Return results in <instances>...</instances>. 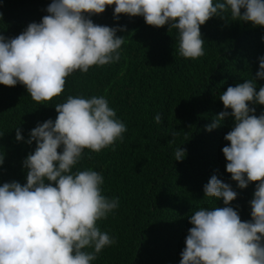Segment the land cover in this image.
Wrapping results in <instances>:
<instances>
[{"label":"clouds","instance_id":"clouds-1","mask_svg":"<svg viewBox=\"0 0 264 264\" xmlns=\"http://www.w3.org/2000/svg\"><path fill=\"white\" fill-rule=\"evenodd\" d=\"M112 5L117 20L121 14L142 16L149 26L176 30V50L190 60L205 55L200 29L214 16L264 26V0H52L40 23H30L14 38L0 34V84H22L32 100L46 104L61 96L74 72L86 74L93 66L119 62L125 41L117 31L126 29L90 18ZM256 77L264 79V57L259 58ZM219 99L225 110L206 130L234 117V127L224 137L230 143L222 152L226 171L240 189L256 182L251 220L242 221L228 206L237 192L212 175L204 186L205 197L222 199L225 206L201 207L190 216L193 226L180 264H264V113L257 116L249 106L264 105V86L257 91L255 81L248 79L227 87ZM55 110V121L48 119L30 132L27 143L35 141L36 147L23 161L26 184L0 186V264H92L117 243L97 222L119 208V198L102 194V173L73 168L85 149L115 151L127 127L104 95H69ZM154 120L161 123L162 114ZM171 135L169 143H174L177 131ZM15 138L23 140L19 128ZM185 155V149L175 148L174 160L182 161ZM3 162L0 152V165Z\"/></svg>","mask_w":264,"mask_h":264},{"label":"trees","instance_id":"trees-1","mask_svg":"<svg viewBox=\"0 0 264 264\" xmlns=\"http://www.w3.org/2000/svg\"><path fill=\"white\" fill-rule=\"evenodd\" d=\"M51 3L0 0V34L14 38L30 23H40ZM114 7L90 18L99 25L126 29L117 31L125 41L119 62L93 66L86 74L74 72L66 78L61 96L46 104L32 100L22 84H0V152L4 154L0 186L13 181L26 184L23 161L36 147L35 141L29 145L27 140L38 124L55 121V104L69 95H104L127 127L124 140L116 142L115 151L85 149L73 168L102 173V194L120 201L108 219L97 222L117 243L106 247L92 264H180L193 226L190 216L201 207L225 206L222 199L205 197L204 186L212 175L237 192L228 206L238 211L242 221L251 220L256 182L240 189L226 171L222 152L230 143L224 137L234 127V117L225 118L211 132L206 125L225 110L219 97L227 87L248 79L255 81L257 91L264 86V79L256 77L259 58L264 57V26L214 16L200 29L205 55L190 60L176 50V30L149 26L142 16L121 14L117 20ZM249 106L257 116L264 113V105ZM158 113L162 114L159 124L154 120ZM17 128L21 141L15 138ZM173 130L175 142L169 143ZM178 146L186 150L182 161L174 160Z\"/></svg>","mask_w":264,"mask_h":264}]
</instances>
